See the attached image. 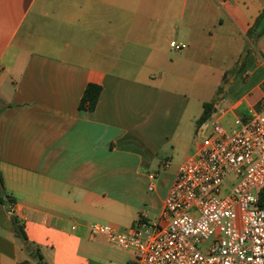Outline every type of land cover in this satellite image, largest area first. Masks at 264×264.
I'll return each mask as SVG.
<instances>
[{"label": "crops", "instance_id": "0c3cea01", "mask_svg": "<svg viewBox=\"0 0 264 264\" xmlns=\"http://www.w3.org/2000/svg\"><path fill=\"white\" fill-rule=\"evenodd\" d=\"M263 12L264 0H0V195L15 202L0 203V264H134L89 226L160 217L180 169L160 150L191 102L203 114L193 91L211 74L235 116L259 101L264 19L248 33ZM90 84L102 88L91 112Z\"/></svg>", "mask_w": 264, "mask_h": 264}, {"label": "built area", "instance_id": "2783aa9c", "mask_svg": "<svg viewBox=\"0 0 264 264\" xmlns=\"http://www.w3.org/2000/svg\"><path fill=\"white\" fill-rule=\"evenodd\" d=\"M171 48L186 45L173 41ZM262 93L230 129L218 117L229 112L227 100L215 104L198 130L204 142L180 166L157 222L142 215L127 230L92 224L91 234L131 249L134 264H264V80ZM148 178L156 191L158 175Z\"/></svg>", "mask_w": 264, "mask_h": 264}, {"label": "rangeland", "instance_id": "374dc122", "mask_svg": "<svg viewBox=\"0 0 264 264\" xmlns=\"http://www.w3.org/2000/svg\"><path fill=\"white\" fill-rule=\"evenodd\" d=\"M219 59L213 58L211 65L214 68H219L220 65L218 64ZM211 83L212 87L210 89L204 90H195L193 92H201L206 96V101L208 103H220L222 99H226L227 90L226 85L223 81L220 80L219 86L221 89H216L214 87L215 83L218 81V75L211 74ZM195 95V93H193ZM191 92L189 91V96ZM227 100V99H226ZM232 107V103L228 100L226 101L223 110L227 111ZM203 110V106L196 100L191 102L189 106V110L186 115H184L183 120L181 121L180 128L175 135L176 137L167 145L161 148L160 150V161L168 157V161L171 162V171H177L181 164L190 158L198 149L200 144L204 142V136H200L198 134L199 126L197 124L198 119L201 116V112ZM235 114L233 112H228L225 116L219 114V118L221 119L222 125L230 129L231 124L234 122ZM215 120V118L213 119ZM234 180H229L228 183L230 185L233 184ZM159 218L151 217L152 222H157Z\"/></svg>", "mask_w": 264, "mask_h": 264}, {"label": "trees", "instance_id": "16d2710c", "mask_svg": "<svg viewBox=\"0 0 264 264\" xmlns=\"http://www.w3.org/2000/svg\"><path fill=\"white\" fill-rule=\"evenodd\" d=\"M264 19V12L261 14V16L257 19L254 28H252L249 33L248 36L249 37H253V35L256 33V30L261 27L262 24V20ZM259 36H263L264 35V29H262V32H260L258 34ZM102 93V88L99 85H95V84H90L85 93L84 96L81 100V104L80 107L86 111H94L98 105V102L100 100V96ZM215 110V104L214 103H205L204 104V111L203 114L201 115V117L198 119L197 124L200 127L204 122H206L207 120H209ZM198 127V128H199ZM0 183L3 184V177L2 174L0 172ZM8 203L10 204V206H12L15 202L11 197H8L7 200L3 199V196L0 195V203ZM259 204L262 206L264 205V189L260 194V202ZM12 224L14 226V229L16 231V235L18 238H20L22 241L28 243L29 246H31V244L29 243L26 233H25V225L24 223L16 216L12 217ZM33 252L37 255V257L39 259H43L42 254L40 253V250L36 247ZM21 264H28V262L25 263H21Z\"/></svg>", "mask_w": 264, "mask_h": 264}]
</instances>
